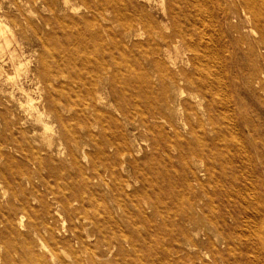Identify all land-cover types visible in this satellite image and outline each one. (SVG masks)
I'll return each instance as SVG.
<instances>
[{
	"label": "rangeland",
	"instance_id": "374dc122",
	"mask_svg": "<svg viewBox=\"0 0 264 264\" xmlns=\"http://www.w3.org/2000/svg\"><path fill=\"white\" fill-rule=\"evenodd\" d=\"M0 25V264H264V0Z\"/></svg>",
	"mask_w": 264,
	"mask_h": 264
},
{
	"label": "bare ground",
	"instance_id": "6f19581e",
	"mask_svg": "<svg viewBox=\"0 0 264 264\" xmlns=\"http://www.w3.org/2000/svg\"><path fill=\"white\" fill-rule=\"evenodd\" d=\"M203 5H204V4H203ZM204 8H205V7H204ZM247 10H248V9H247ZM206 15H207V14H206ZM205 17H206V16H205ZM220 18H221V17H220ZM247 21H248V20H247ZM0 26H1V25H0ZM3 28H4V27H3ZM3 31H5V30H2V32H3ZM2 34L4 35V34H6V33H2ZM0 35H1V34H0ZM4 36H5V35H4ZM6 36H7V34H6ZM8 40H9V39H8ZM9 42H10V41H9ZM7 43H8V41H7ZM191 62H192V61H191ZM160 69H161V68H160ZM26 94H27V93H26Z\"/></svg>",
	"mask_w": 264,
	"mask_h": 264
}]
</instances>
